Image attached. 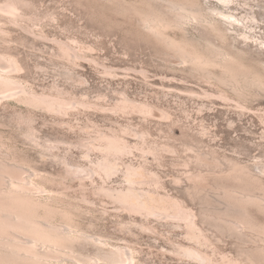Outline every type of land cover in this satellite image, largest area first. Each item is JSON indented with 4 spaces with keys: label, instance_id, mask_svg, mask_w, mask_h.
<instances>
[{
    "label": "rangeland",
    "instance_id": "374dc122",
    "mask_svg": "<svg viewBox=\"0 0 264 264\" xmlns=\"http://www.w3.org/2000/svg\"><path fill=\"white\" fill-rule=\"evenodd\" d=\"M200 2L238 18L255 13L259 25H224L213 13L227 40L198 21L167 29V37L198 51L224 44L222 51L264 75V0H234L231 9ZM147 7V0H0L1 65L14 60L11 75L63 109L0 94V161L16 169L11 180L87 234L134 247L132 264H203L183 256L179 244L211 264H264L262 237L218 218L225 189L254 192L246 175L229 174L233 164L264 179V90L245 98L194 74L143 24L137 12ZM175 203L198 215L199 238L184 222L154 214L175 215ZM248 210L264 224L258 208ZM82 252L96 256L93 244ZM70 260L77 259L63 264Z\"/></svg>",
    "mask_w": 264,
    "mask_h": 264
},
{
    "label": "bare ground",
    "instance_id": "6f19581e",
    "mask_svg": "<svg viewBox=\"0 0 264 264\" xmlns=\"http://www.w3.org/2000/svg\"><path fill=\"white\" fill-rule=\"evenodd\" d=\"M147 1L148 7L141 11L138 10L139 12H137L141 15L144 21L143 24H145L155 36L160 35V37L162 36V38H165L163 40L166 41L165 43H168L167 45H169V48L171 47L173 49L172 51L174 55L178 57L177 59L181 61L182 65L189 67L194 74H199V76L201 75L204 78H207V80L213 79L218 84H221L229 90L235 91L245 98L248 97V93L253 88H257L261 91L264 90V75L261 74L262 72L256 73L257 71L255 69L254 71L256 72L254 73V68H251V71L244 67L245 64L242 61V64L241 62L239 63L237 60L239 58L233 56L232 53H230L231 51L229 53L226 52V50L222 51L221 48L223 46L226 47L224 44L220 47L221 50L219 48L217 49V47L212 44L209 46L213 47L208 46L206 51H198L199 49L196 47L193 48L197 50L190 49V47L188 48L187 46H184L185 44L183 45V43L180 44L179 42L178 44L177 40H172L173 38H168L169 36L167 37L166 35V30L169 28L172 29L174 27L175 29V27H180L185 24L186 21H198L200 23H205L207 25L206 28L225 39L227 37L226 26L223 27L225 24L238 26L240 24L237 23L241 22L243 28L246 26L252 30V25L254 23H259L258 17L255 13L246 14L245 16L243 15V18H238L231 13L227 14L228 12L226 13L222 8L221 10L215 8L210 9L211 7L206 8L200 0ZM219 1L223 3L222 6L229 8L234 3V0ZM261 11L264 12V7H261ZM213 13H215V16L219 19L222 17L220 20L225 19L223 20V22H225L224 25L222 21L220 22L216 18L214 19V16L212 17ZM206 31L209 30L206 29ZM215 34L213 35L215 36ZM245 38L247 40L249 37L246 35ZM1 58L2 57H0V94L7 95L6 97L9 98H19L29 105L31 104L34 106H37L38 104L51 105L54 107L60 105L54 100L52 101L50 99V101L47 98L28 92L21 82L11 75V73L18 68L16 62L14 60H9L8 58L6 62L4 60L7 66L3 67L6 64L3 66L1 65L3 63ZM262 64L264 65V63ZM2 67H7L9 70H3ZM214 70L220 71V74H216ZM262 93L264 94V92ZM250 94L252 95V93ZM224 95L225 93L223 96ZM56 108L58 109V112L63 110L61 106H57ZM64 110H66V108ZM11 167L12 165L10 163L2 160L0 161V264H56L54 262H57V264H63V261H67V258L77 259L70 260L73 264H81V261H85L89 264L92 262L93 264H101V262L103 264H132L135 262L134 247H112L104 237L100 236L97 238L87 234L75 223V220L70 214L62 211L60 208H56L49 204V202H43L42 199L40 201L36 199L30 194L31 191L28 192L27 187L24 185L25 183L19 182L18 180V182L11 180L12 177H15L12 173L16 170L13 169L11 172ZM228 170L232 171L229 173L232 177H239V174L241 176L246 175V177H248L247 179L253 184L252 187L254 186V192L246 191L249 189H244L243 191L225 189L222 194L220 193L224 200H226L224 202L225 216L218 218L226 222L235 231H240L241 233L250 232L249 234L255 232L264 240V224L257 223L248 210L250 206H254L264 214L263 177L259 174L253 173V170H250L249 167L246 168L243 165L233 164L231 169L229 168ZM262 171L264 172V169ZM218 200V203L222 202H219ZM174 208L176 211L175 215H166L160 212H155L154 214L157 217H172V219H177L178 222H184L187 230H189L188 233L194 235V237L198 236L199 238L202 234L197 232L198 215L194 210L187 207L185 203H175ZM58 217H62L63 219L60 224L56 223ZM89 244H93L96 248V256L94 258L89 256L85 257L86 255L84 256V252H82V248ZM108 246H111V248H107ZM177 248H179L178 251L180 250L185 257L199 259L203 264L213 263L211 258L206 254H203L201 251L196 250L197 248L192 246L186 247V245L184 246L182 244H179ZM262 251H264V247L262 248ZM84 257L85 259H83Z\"/></svg>",
    "mask_w": 264,
    "mask_h": 264
}]
</instances>
